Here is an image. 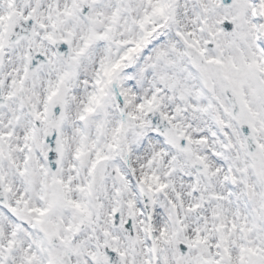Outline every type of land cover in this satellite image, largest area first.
<instances>
[{
	"label": "snow or ice",
	"instance_id": "snow-or-ice-1",
	"mask_svg": "<svg viewBox=\"0 0 264 264\" xmlns=\"http://www.w3.org/2000/svg\"><path fill=\"white\" fill-rule=\"evenodd\" d=\"M0 264H264V0H0Z\"/></svg>",
	"mask_w": 264,
	"mask_h": 264
}]
</instances>
